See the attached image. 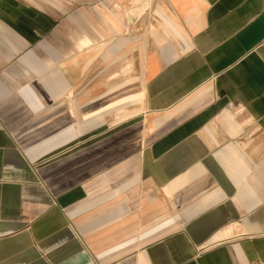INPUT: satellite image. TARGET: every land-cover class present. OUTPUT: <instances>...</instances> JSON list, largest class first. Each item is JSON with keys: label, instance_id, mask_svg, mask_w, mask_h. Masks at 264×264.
<instances>
[{"label": "crops", "instance_id": "1", "mask_svg": "<svg viewBox=\"0 0 264 264\" xmlns=\"http://www.w3.org/2000/svg\"><path fill=\"white\" fill-rule=\"evenodd\" d=\"M52 6L0 0V264H264V0Z\"/></svg>", "mask_w": 264, "mask_h": 264}, {"label": "rangeland", "instance_id": "2", "mask_svg": "<svg viewBox=\"0 0 264 264\" xmlns=\"http://www.w3.org/2000/svg\"><path fill=\"white\" fill-rule=\"evenodd\" d=\"M42 1L47 7H50V8L54 7L52 5H55L57 7V5L60 4V6H62V8L71 9V8H74L75 6L81 4V2H83L84 0H42ZM98 9H99L98 11L101 14V16L106 17V18L109 16V14L105 10L104 5L99 4ZM99 18H100V16H99ZM133 100H136V99H133ZM107 101H108V98H103V99L99 100L98 103H99V105H102ZM133 107H136V104L131 105L130 108H128V110H125L126 112H123V113H112V112L104 113L102 115V118H103V120H107L109 122L110 121L117 122L120 119H122L123 117L135 114L137 109L135 110V108H133ZM150 138H151L150 136H147L146 142H148ZM147 197H148V195H147ZM160 200L162 202L163 217L175 213V207H174V204L171 202L170 197H166L164 194H162ZM173 228H176V227L175 226H171V227L163 226L162 232L169 230V229H173Z\"/></svg>", "mask_w": 264, "mask_h": 264}]
</instances>
